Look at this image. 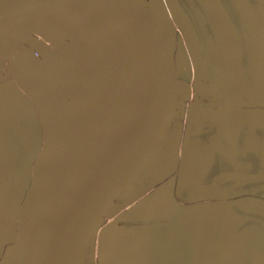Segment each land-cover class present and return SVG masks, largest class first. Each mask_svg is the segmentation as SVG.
I'll return each instance as SVG.
<instances>
[{"label":"rangeland","instance_id":"1","mask_svg":"<svg viewBox=\"0 0 264 264\" xmlns=\"http://www.w3.org/2000/svg\"><path fill=\"white\" fill-rule=\"evenodd\" d=\"M159 1L173 29L177 77L181 80L180 70L189 68L192 78L187 85L191 87L195 74L201 71L191 53V48L196 49L192 37L186 24L175 17L170 0ZM143 2L155 28L164 35L154 7L148 0ZM52 29H58L64 35L60 36ZM69 32L82 43L80 51L67 36ZM99 32V28L81 24L69 16L48 14L0 36V264H13L4 243L10 236L11 211H14L17 243L31 245L40 237L45 214L50 217L52 240L70 209L110 166L114 164V169L124 160L150 103L152 108L153 90L144 51L129 37L111 47ZM27 38L35 40L49 53L54 60L52 66L47 65L45 56L38 54ZM56 42L61 47H52ZM28 56L41 66L32 63ZM208 90L209 86L203 80L198 93L192 90L190 95L179 99L186 108L179 112L164 142L179 130L180 120L191 109L193 100L203 97ZM200 102L209 101L202 99ZM65 104L70 107L66 108ZM55 109L64 132L67 168L77 152L62 218L63 185ZM128 130L127 141L121 148ZM164 142L133 180L131 188L110 204L108 216L100 219L90 237L81 264H107L109 251L119 256L128 254L132 242L123 241L122 234L132 223H142L135 228H147L146 254L138 257L136 242V248L132 249L136 255H127L125 262L121 258L120 264H264V251H260L259 246L258 253L250 256L251 251L245 249L241 256V253L235 255L239 252L235 248L228 250L229 247L212 240L204 246L195 245L194 258H187L182 249L177 256L171 252L170 238L150 237L164 219L170 220L173 215L170 209L157 205L160 201L156 198L162 187L166 191L163 199L170 200L172 177L153 186L156 163ZM134 190H144L145 194L132 200ZM203 207L206 209V205ZM248 244L245 242L243 247ZM18 262L35 264L25 256H18Z\"/></svg>","mask_w":264,"mask_h":264},{"label":"crops","instance_id":"2","mask_svg":"<svg viewBox=\"0 0 264 264\" xmlns=\"http://www.w3.org/2000/svg\"><path fill=\"white\" fill-rule=\"evenodd\" d=\"M170 2L208 62L209 90L180 120L170 200L162 187L156 195L173 215L150 237L170 238L176 256L182 249L194 258L195 245L212 240L251 256L257 246L264 251V0ZM141 224L123 231L128 254L109 251L107 264L135 256L136 242L138 257L146 254L147 228H135Z\"/></svg>","mask_w":264,"mask_h":264},{"label":"water","instance_id":"3","mask_svg":"<svg viewBox=\"0 0 264 264\" xmlns=\"http://www.w3.org/2000/svg\"><path fill=\"white\" fill-rule=\"evenodd\" d=\"M155 8L157 17L162 23L164 35L159 33L148 17L143 0H0V36L31 19L64 11H78L81 8H110L128 18L136 25L145 40L154 73L153 103L144 133L130 156L119 166L109 169L89 188L82 199L70 209L65 219L61 221L58 230L51 240L50 217L43 218L40 237L31 245L16 242L14 233V211L10 213V236L4 239L7 244L13 264H19L18 256H25L35 264H81L90 237L103 216H108L107 209L116 197L131 188V183L144 169L154 152L164 142L171 130L178 111L184 110V102L179 99L190 95L191 81L189 68L180 70L181 80L176 73L174 62L173 29L166 11L159 0H148ZM53 32L63 36L58 29ZM72 44L80 51L82 43L75 34L69 32ZM26 41L38 54L45 56L47 65L54 64L53 58L35 40ZM52 47H61L60 43H52ZM192 47V45H191ZM184 53H186L183 50ZM195 64L200 72L194 76L196 89L209 74V65L196 49L191 48ZM28 59L38 65L35 60ZM190 78H188V73ZM186 75V78L183 76ZM1 80V77H0ZM42 81V80H41ZM182 82V83H181ZM10 84V83H9ZM50 94V93H49ZM69 108V104H65ZM57 130L58 161L63 192L60 201L61 218L66 207L72 176L75 169L77 152L67 168L66 144L64 132L55 109ZM130 130L127 131L121 148L127 141ZM179 131L173 132L170 139L164 142L156 163L153 186L170 179L177 171L179 162ZM145 194L144 190H134L131 199L136 200Z\"/></svg>","mask_w":264,"mask_h":264},{"label":"bare ground","instance_id":"4","mask_svg":"<svg viewBox=\"0 0 264 264\" xmlns=\"http://www.w3.org/2000/svg\"><path fill=\"white\" fill-rule=\"evenodd\" d=\"M53 14H61L63 16H69V17H71L72 20L74 19L81 24L88 25L89 27L99 28V30H100L99 33L101 34V37L105 40L106 43L111 45V47L115 46L118 43V41L120 39H123L124 37H127V38L129 37L130 39L132 38L133 41H135L139 45V47H141V49L144 51V54L146 57L144 60H145V63L147 62V64H148L146 67L149 68V69L148 68L147 69L149 70L148 74H150V83H151V88L153 90L152 91L153 92L152 99H153V96H154L153 66H152V62H151V59H150V56L148 53V48H147L146 42L142 38V36L139 34L134 22H132L128 18L122 16L116 10H113L110 8L108 9V8H95V7L92 8L91 7V8L87 9V7H85V8H81L78 11H76V10L75 11H64V12H58V13H53ZM152 24H153V22H152ZM153 26H154V24H153ZM86 29H88V27ZM173 40H174V34H173ZM120 42H121V40H120ZM144 66H145V64H144ZM143 69H144V67H143ZM99 77H101V76H99ZM94 85H95V83H94ZM152 99H151V101H152ZM150 112H151V103L149 105L147 115H146L145 119L143 120L138 132L134 136L132 144L130 145V147L128 149V154L126 155V157L124 158V160L120 164H122L130 156V154L132 153L134 148L137 146L139 140L141 139L142 134L144 133V129H145V126L147 124V120L149 118ZM178 114H179V111H178Z\"/></svg>","mask_w":264,"mask_h":264},{"label":"flooded vegetation","instance_id":"5","mask_svg":"<svg viewBox=\"0 0 264 264\" xmlns=\"http://www.w3.org/2000/svg\"><path fill=\"white\" fill-rule=\"evenodd\" d=\"M207 79V77L205 78V79H203V80H206ZM202 80V81H203ZM188 84V83H187ZM189 87H190V85H189ZM200 87H201V84H200V86H198L197 87V89H196V86H195V84L194 83H192L191 84V87H190V92L193 90V91H195V92H199L200 91ZM201 98V97H200ZM200 98H196L195 100H193V103H196V102H198L199 101V99ZM201 101V100H200ZM185 104V103H184ZM186 108V104L184 105V109Z\"/></svg>","mask_w":264,"mask_h":264}]
</instances>
